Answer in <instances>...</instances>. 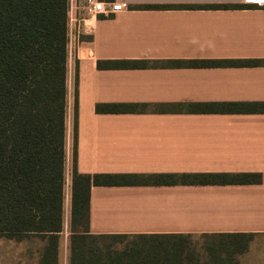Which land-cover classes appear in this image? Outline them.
Segmentation results:
<instances>
[{
  "label": "crops",
  "instance_id": "crops-1",
  "mask_svg": "<svg viewBox=\"0 0 264 264\" xmlns=\"http://www.w3.org/2000/svg\"><path fill=\"white\" fill-rule=\"evenodd\" d=\"M117 1L126 8L104 16L87 15L83 0H68L66 85L76 97V171L259 173L261 181L91 186L90 233H250L263 241L264 113L205 108L264 102V0ZM209 4L249 7H185ZM163 5L170 7H152ZM219 60L257 64H188ZM98 61L143 64L99 68ZM99 103L138 106L97 113ZM249 258L237 263L264 264V252Z\"/></svg>",
  "mask_w": 264,
  "mask_h": 264
},
{
  "label": "trees",
  "instance_id": "trees-1",
  "mask_svg": "<svg viewBox=\"0 0 264 264\" xmlns=\"http://www.w3.org/2000/svg\"><path fill=\"white\" fill-rule=\"evenodd\" d=\"M152 7H170L169 5ZM247 8L248 5H187ZM68 0H0V234L46 240L39 264H57L63 230L67 112ZM141 61H98L99 68ZM192 66H255L256 60L198 61ZM138 104L99 103L97 113L134 111ZM206 110L261 112L264 102L211 103ZM76 114V97L74 101ZM75 139V137H74ZM74 140L69 200L68 264H200L190 247L201 242L203 264H238L250 233L111 234L89 231L91 186L253 184L259 173L81 174ZM128 239L122 249L99 241ZM117 243V242H116Z\"/></svg>",
  "mask_w": 264,
  "mask_h": 264
},
{
  "label": "rangeland",
  "instance_id": "rangeland-1",
  "mask_svg": "<svg viewBox=\"0 0 264 264\" xmlns=\"http://www.w3.org/2000/svg\"><path fill=\"white\" fill-rule=\"evenodd\" d=\"M74 99L72 95L67 96V112H66V134H65V171H64V203H63V230L60 236L59 251L57 264H68V239L70 233L68 230L69 224V196H70V176L72 165V154L74 147ZM252 235L248 240L247 249L236 257H241L244 254L253 259L256 255H261L264 252V239ZM128 239L119 240L104 239L99 241L101 246H105L107 242L113 243L116 249H122ZM117 242V243H116ZM46 245V240L36 235H28L24 237H8L0 234V264H39L42 252ZM194 257L200 259V264H203L206 259V254L202 249L201 242L195 241L190 247Z\"/></svg>",
  "mask_w": 264,
  "mask_h": 264
},
{
  "label": "built area",
  "instance_id": "built-area-1",
  "mask_svg": "<svg viewBox=\"0 0 264 264\" xmlns=\"http://www.w3.org/2000/svg\"><path fill=\"white\" fill-rule=\"evenodd\" d=\"M83 2L87 15L110 16L120 13L126 8L124 2L117 0H83Z\"/></svg>",
  "mask_w": 264,
  "mask_h": 264
}]
</instances>
